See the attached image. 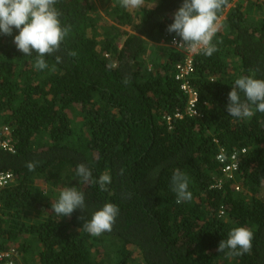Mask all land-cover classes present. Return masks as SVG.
<instances>
[{
	"label": "trees",
	"instance_id": "16d2710c",
	"mask_svg": "<svg viewBox=\"0 0 264 264\" xmlns=\"http://www.w3.org/2000/svg\"><path fill=\"white\" fill-rule=\"evenodd\" d=\"M183 2L125 9L114 0L108 20L93 0H58L71 31L62 62L46 57L43 71L35 53L17 49L18 30L0 34V122L15 151L0 148V172L15 176L0 192V246L18 250L21 264H264V113L238 119L226 107L237 78L264 79V0L227 10L228 0L218 13V51L200 52L189 79L199 116L176 79L183 54L169 46L181 39L167 29ZM30 161L40 162L35 171ZM80 163L94 180L109 172L108 190L81 183ZM177 168L192 192L179 204ZM65 187L84 192L85 210L54 214ZM106 203L120 209L113 230L91 236L83 224ZM240 226L253 232L252 250L229 258L219 243Z\"/></svg>",
	"mask_w": 264,
	"mask_h": 264
},
{
	"label": "clouds",
	"instance_id": "9594fccd",
	"mask_svg": "<svg viewBox=\"0 0 264 264\" xmlns=\"http://www.w3.org/2000/svg\"><path fill=\"white\" fill-rule=\"evenodd\" d=\"M57 2L58 0H0V34L11 36L14 29L18 30L14 43L24 56L36 54L34 67L37 70L49 68L46 57L55 56L56 64L62 62V57L56 54L60 52L71 26L62 25L61 12L56 8ZM144 3L145 0H121V7L138 9ZM227 3L228 0H184L167 30L181 38L179 45H186L189 51H202L203 55L211 57L218 51L213 43L218 31V13ZM173 42L176 43L175 40ZM68 55L75 57L76 52L71 51ZM51 70H55V64ZM123 82L128 84L130 80L126 77ZM228 99L226 107L231 117L246 119L253 117L256 112L264 113V79L256 78L255 71L251 75L237 78ZM39 163L30 161L26 163V167L29 171H35ZM76 174L81 183L98 184L103 191H107V186L112 183V176L107 171L98 180H94L92 170L84 163L77 166ZM171 182L178 204L191 201L192 192L189 191V178L185 173L177 168ZM261 183H264V179ZM51 207L55 215L70 217L75 210L86 209L85 194L78 187H65ZM119 212L116 204L106 203L86 220L83 229L91 236L111 232ZM253 239L254 234L250 228L234 227L228 233V238L219 243L218 251L226 252L229 258L243 256L251 252Z\"/></svg>",
	"mask_w": 264,
	"mask_h": 264
},
{
	"label": "built area",
	"instance_id": "2783aa9c",
	"mask_svg": "<svg viewBox=\"0 0 264 264\" xmlns=\"http://www.w3.org/2000/svg\"><path fill=\"white\" fill-rule=\"evenodd\" d=\"M237 1V0H235ZM174 41V40H173ZM171 41L169 43L170 47L175 48L176 50L180 51L183 54L184 60L183 62H180L177 64L176 70L177 75L176 79L177 81L181 82V89L182 92L185 93L189 97V104H188V113L192 116H199V113L197 110H195L196 104L198 102V96L195 93V91L191 88L189 84V79L193 75L195 71V57L200 52H192L189 51L187 47L182 48V45H179V42L177 40L176 43ZM166 43L162 41V46ZM11 131L8 126L3 125L0 122V148H4L9 150L10 152L15 153L13 147L10 145V142L8 140L3 139L4 137H8L10 135ZM224 156L223 152L221 155H219L218 160L223 161ZM232 161H235V157H232ZM236 165L232 164L226 168V171L229 174V178H232V172L236 170ZM15 181V176L11 172H0V192L6 188L12 185ZM224 214V213H222ZM19 251L12 249V250H4L0 246V264H13L19 257Z\"/></svg>",
	"mask_w": 264,
	"mask_h": 264
},
{
	"label": "rangeland",
	"instance_id": "374dc122",
	"mask_svg": "<svg viewBox=\"0 0 264 264\" xmlns=\"http://www.w3.org/2000/svg\"><path fill=\"white\" fill-rule=\"evenodd\" d=\"M114 0H93V2L95 3V8L104 15V18L110 20L109 14H108V10H109V3H112ZM238 1V0H237ZM237 1H235V4H232L227 10H230L231 8L235 7L237 5ZM241 1V0H239ZM244 4V7H247V3L246 2H242ZM130 25H125L122 26L121 28H123L124 30L128 31V32H132V29L130 28ZM165 46V45H164ZM36 258H34V263L36 261ZM22 258L19 256V259L15 262V264H21V260Z\"/></svg>",
	"mask_w": 264,
	"mask_h": 264
}]
</instances>
